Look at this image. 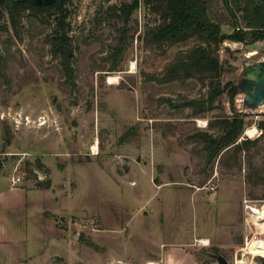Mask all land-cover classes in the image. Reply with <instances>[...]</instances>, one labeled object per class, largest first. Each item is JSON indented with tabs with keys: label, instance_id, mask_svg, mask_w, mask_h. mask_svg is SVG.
<instances>
[{
	"label": "rangeland",
	"instance_id": "obj_1",
	"mask_svg": "<svg viewBox=\"0 0 264 264\" xmlns=\"http://www.w3.org/2000/svg\"><path fill=\"white\" fill-rule=\"evenodd\" d=\"M131 1L64 2L73 87L61 85L47 25L24 17L16 36L6 17L0 21L8 72V85L0 79V264H213L216 255L264 264V218L254 213L252 225L245 208L264 206V131L257 127L264 104L255 120L235 97L244 129L261 132L245 138L256 143L238 156L240 167L229 166L230 155L206 164L187 136L213 116L231 115L229 104L223 96L202 118L161 101L177 104L206 88L151 80L188 47H144L139 38L156 20L144 6L131 16L118 71H108V46L122 27L116 14ZM211 11L221 14L220 2ZM252 49L222 44L223 84L240 82ZM263 55L264 46L250 61Z\"/></svg>",
	"mask_w": 264,
	"mask_h": 264
},
{
	"label": "trees",
	"instance_id": "obj_2",
	"mask_svg": "<svg viewBox=\"0 0 264 264\" xmlns=\"http://www.w3.org/2000/svg\"><path fill=\"white\" fill-rule=\"evenodd\" d=\"M216 2H220L223 12L213 15L211 10ZM141 5L156 19L152 25L144 27L139 38L144 47L150 50L175 45L188 47L178 51L164 66L160 75L156 78L151 76V80L164 85H183L195 81L206 88L204 95L191 99L181 97V102L177 104L170 98L161 101L167 102L171 108L190 110L192 117L204 118L225 96L231 115L219 114L209 118L206 129L189 134L187 140L201 146L206 164H213L215 160H218V164H223V160L230 155L234 162L229 166L239 168L238 156L256 141H239L245 123L241 113L235 109L237 84L222 83L224 65L219 58V49L226 41L251 45L264 40V0H132L119 8V14H116L122 27L116 30L117 35L108 46L106 58L110 63V72L118 71L122 55L131 40L128 37V24L132 14ZM63 6L58 0L50 6L0 0V21L6 17L16 36L24 17L30 26L47 25L49 33L44 41L50 56L57 60L61 85L73 87L74 49L69 36V13ZM224 27L229 28L230 33L224 32ZM5 30L0 26V31ZM6 65V59L0 53V79L8 85ZM257 127L264 131V121L259 122ZM129 135L125 134L126 137L123 138ZM248 183L252 184V179Z\"/></svg>",
	"mask_w": 264,
	"mask_h": 264
},
{
	"label": "water",
	"instance_id": "obj_3",
	"mask_svg": "<svg viewBox=\"0 0 264 264\" xmlns=\"http://www.w3.org/2000/svg\"><path fill=\"white\" fill-rule=\"evenodd\" d=\"M20 2H30L36 6H50L56 0H16ZM66 0H58L61 6ZM253 49L249 52L258 53V49L264 46V40L251 44ZM248 52V53H249ZM238 95L244 110L256 112L264 104V61L252 62L246 56L242 63V74L240 82L237 84ZM4 147V144H3ZM213 264H231L224 257L216 255Z\"/></svg>",
	"mask_w": 264,
	"mask_h": 264
},
{
	"label": "built area",
	"instance_id": "obj_4",
	"mask_svg": "<svg viewBox=\"0 0 264 264\" xmlns=\"http://www.w3.org/2000/svg\"><path fill=\"white\" fill-rule=\"evenodd\" d=\"M256 55H258V53H256L254 56H256ZM246 57V56H245ZM260 61H264V55L259 59ZM238 96V98H239V104L241 105V99H240V96L239 95H237ZM239 105V106H240ZM242 106V105H241ZM241 108V107H240ZM244 110V109H243ZM244 113H246L245 115H248V114H251L252 116L251 117H253L255 120L258 118V112L256 111V112H249V111H246V110H244ZM243 115V114H242ZM206 126V123L204 122L203 123V127H205ZM260 130L258 129V128H256L255 127V125H253V126H251L249 129H244V131H243V133H242V135H241V137L239 138V140H244L245 138H252V137H257V136H259L260 135ZM246 204H247V201H244ZM245 208L246 209H248L249 210V222L252 224V225H258L254 220H253V218H252V215H254V212H253V209L255 208V207H251V206H245Z\"/></svg>",
	"mask_w": 264,
	"mask_h": 264
},
{
	"label": "bare ground",
	"instance_id": "obj_5",
	"mask_svg": "<svg viewBox=\"0 0 264 264\" xmlns=\"http://www.w3.org/2000/svg\"><path fill=\"white\" fill-rule=\"evenodd\" d=\"M256 54V52H250L248 55H247V57H253L254 55ZM115 78H113V77H109L108 78V83H113V82H115ZM260 108H263L262 106L260 107ZM92 149L91 150H93V152L96 150V146L94 145L93 147H91ZM92 152V153H93ZM253 212L255 213V214H258L261 218H264V206L261 208V209H257V208H254L253 209ZM150 264H154V263H150Z\"/></svg>",
	"mask_w": 264,
	"mask_h": 264
},
{
	"label": "crops",
	"instance_id": "obj_6",
	"mask_svg": "<svg viewBox=\"0 0 264 264\" xmlns=\"http://www.w3.org/2000/svg\"><path fill=\"white\" fill-rule=\"evenodd\" d=\"M168 260V259H167ZM152 263H154V262H152ZM150 264V263H149Z\"/></svg>",
	"mask_w": 264,
	"mask_h": 264
}]
</instances>
